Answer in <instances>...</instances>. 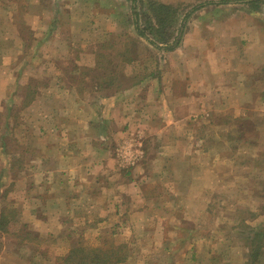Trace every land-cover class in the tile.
<instances>
[{
    "label": "rangeland",
    "instance_id": "374dc122",
    "mask_svg": "<svg viewBox=\"0 0 264 264\" xmlns=\"http://www.w3.org/2000/svg\"><path fill=\"white\" fill-rule=\"evenodd\" d=\"M130 6L0 0V264H264V0Z\"/></svg>",
    "mask_w": 264,
    "mask_h": 264
},
{
    "label": "trees",
    "instance_id": "16d2710c",
    "mask_svg": "<svg viewBox=\"0 0 264 264\" xmlns=\"http://www.w3.org/2000/svg\"><path fill=\"white\" fill-rule=\"evenodd\" d=\"M257 0H246V2H255ZM213 3V2H212ZM131 11L133 15V24L134 28L136 30V33L144 37L145 34L143 31L139 30L138 26V16H137V11H136V6H135V0H131ZM154 12H158V17H155V24H158V27H163V24H167L169 20L172 19V15L174 14L172 8L167 5H160L157 4L156 6L152 7ZM159 33L158 29H155V34ZM181 31H179V34ZM148 42L152 45H155L154 39L150 40L148 39ZM178 44V40L174 42V44L168 48L170 50ZM118 251H104L99 249L98 247L92 248L89 251H84L82 246L80 247H74L71 249L70 254L65 258L66 264H119L121 261H123L124 257L121 255L118 256V254H114Z\"/></svg>",
    "mask_w": 264,
    "mask_h": 264
},
{
    "label": "crops",
    "instance_id": "0c3cea01",
    "mask_svg": "<svg viewBox=\"0 0 264 264\" xmlns=\"http://www.w3.org/2000/svg\"><path fill=\"white\" fill-rule=\"evenodd\" d=\"M243 2H246V0H243ZM130 10H131V8H130ZM132 13V12H131ZM133 17V16H132ZM206 29V28H205ZM261 48H263L264 49V43H263V45L261 46ZM196 75V77L200 74V71L198 70V68H194L193 69V74H189V73H187V72H185L184 73V76H186V77H188L189 78V80H188V82L190 83V79L192 78V75ZM194 77V76H193ZM178 80L176 79V80H174V82H177ZM185 81H187V80H185ZM193 83H194V81H193ZM197 90H199V88L197 89ZM205 95H206V92H205ZM201 96H203L202 94H198L196 97H199V98H201ZM193 97H194V95H193ZM109 158H106V159H104V161H103V163H108L109 161H107ZM109 164H108V167L106 168V169H103V171H102V177H105V176H108V172H109V170H110V168H109Z\"/></svg>",
    "mask_w": 264,
    "mask_h": 264
}]
</instances>
